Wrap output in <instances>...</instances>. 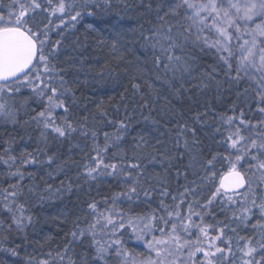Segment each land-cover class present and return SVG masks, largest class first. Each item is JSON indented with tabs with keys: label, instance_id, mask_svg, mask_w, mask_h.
<instances>
[{
	"label": "snow or ice",
	"instance_id": "obj_1",
	"mask_svg": "<svg viewBox=\"0 0 264 264\" xmlns=\"http://www.w3.org/2000/svg\"><path fill=\"white\" fill-rule=\"evenodd\" d=\"M46 5L42 0H9L6 10H0V121L13 126L34 124L41 129L39 139L45 148L52 134L57 139L70 138L78 131L83 137L90 136L94 155L84 165L86 180L111 176L120 190L102 202L88 203L87 213L77 217L65 233L70 239L55 255L49 251L45 259L29 256L27 264H223L225 260L236 264L226 229L236 233L237 227H250L264 240V0H171L163 14L164 4L158 5L159 22L147 34L141 32L152 50L155 81L160 85L145 81L153 94L160 96L165 86L180 92L184 88L182 81L198 71L197 53H203L212 56L214 63L211 71L205 70L202 75L218 81L222 73L237 86L249 82L242 94H255V111L260 116L253 121L243 110L238 115L235 111L220 115V126L215 131L223 151L205 154L194 130L184 122L178 124L171 148L159 139L152 143L137 133L132 137L131 156L124 146L131 117L108 120L114 131H103L101 143L95 116L93 127L88 126V116L82 117L84 123L72 116L75 91L65 78L67 69L58 67L61 42H50L53 21L49 19L42 26L34 23L39 10L59 14L60 24L55 27L60 28L65 15L72 21L93 15L95 0H80L79 8L66 0H57L55 5L53 0H46ZM132 87L139 91L141 84L136 82ZM99 115L107 114L101 111ZM144 119L148 121L149 117ZM195 120L199 122L201 115ZM150 122L159 123L154 119ZM189 131L193 132L191 139L185 135ZM4 144L0 162L9 168L7 175L17 178V183L0 188V213L10 217L6 230L14 226L23 232L33 220L20 203L24 195L22 169L45 163L51 166L55 156L38 147L36 153L45 155L46 161L33 152H22L18 157L12 154L13 138ZM174 161L183 164V168L176 169V176L182 175L187 183L182 185L183 191L172 193L166 185ZM156 164L161 165L163 174L150 169ZM225 164L227 182L222 178L217 186V166ZM56 168L62 170L63 165L57 164ZM189 175L196 179L189 180ZM49 176L53 173L49 172ZM51 189L52 185L46 184V190ZM154 197L158 198L155 207ZM141 204L150 210L137 212ZM217 204L221 212H231L229 219L238 222L236 227L215 218ZM126 229L143 243L146 251L133 253L126 246ZM225 244L227 249L222 246ZM77 248L81 250L77 252ZM3 250L18 255L16 249ZM237 251L241 253L240 264H264V243L257 249L248 240Z\"/></svg>",
	"mask_w": 264,
	"mask_h": 264
},
{
	"label": "trees",
	"instance_id": "obj_2",
	"mask_svg": "<svg viewBox=\"0 0 264 264\" xmlns=\"http://www.w3.org/2000/svg\"><path fill=\"white\" fill-rule=\"evenodd\" d=\"M169 2L171 0H95L96 6L91 7L93 15H84L77 21H72L65 15L64 24L60 28L55 27L60 24L59 14L53 16L37 10L38 15L34 21L41 26L47 24L49 19L53 21L50 26V42H61L58 67L67 69L65 78L75 91L76 104L72 107V116L78 123H84L82 117L88 116V126L93 127L92 117L95 116V127L101 132L99 141L102 143V132L114 131V126L108 124V120L118 121L126 116L131 117V126L124 142L129 156L132 155V137L137 133L145 135L152 143L159 139L164 142V146L171 148L178 124L184 122L194 130L205 154L223 151L217 142L218 134L215 131L220 126V115H232L233 111L238 115L243 110L253 121L260 116L255 111V94L251 91L242 94L249 82L245 81L237 86L229 83L222 73L218 81L217 78L202 75L205 70L210 72L214 63L212 56L203 53H197L198 71L194 73V77H186L182 81L184 88L180 92L169 90L165 86L160 96L153 94L148 83H155L157 87L160 85L155 81L152 50L145 44L141 32L147 34L159 22L157 7L164 4L161 10L163 14ZM42 3L46 5V0H42ZM56 3L57 0H53V5ZM66 3H74L79 8L80 0H66ZM8 4L9 0H0V10H6ZM166 19L176 22L172 17ZM70 65L75 67L70 68ZM75 68L81 70L76 71ZM136 82L141 84L139 91L132 87ZM145 104L147 107H143ZM97 105H100L99 109ZM101 111L107 115L101 117ZM198 114L201 115L199 122L195 120ZM60 115H63L62 110ZM146 116L149 117L148 121L144 119ZM153 119L159 123L152 124L150 121ZM40 131L34 124L13 126L0 121V154L6 147L4 141L13 138V155L19 157L22 152H33L46 161L45 155L36 153L38 147L45 148V144L39 139ZM185 135L191 139L193 132H186ZM45 151L48 155L55 156L53 165H28L22 169L25 177L20 183L24 195L20 198V203L25 205V214L32 217V224L23 232L16 230L14 226L11 230H6V226L11 223L10 217L7 213H0V224L4 225L0 227V264H27L29 256L45 259L49 251L55 255L66 240L70 239L65 233L72 228L77 217L82 218L87 213L88 203L93 200L102 202L105 197L120 190L119 183L111 176H101L94 181L86 180L84 165L94 155L90 136L83 137L78 131L70 138L57 139L52 134L48 137ZM57 164L63 165V169L57 170ZM173 165L169 169L166 186L170 192L175 193L178 189L183 191L182 185L187 181L182 175L179 178L176 176V169L183 168V164L174 161ZM150 169L163 174L160 164L150 165ZM11 170L14 171L15 168ZM8 172L9 168L0 162V188L17 183V178L8 176ZM49 172L53 176L50 177ZM217 173L215 183L218 186L227 173V165H218ZM192 179L196 177L189 175V180ZM46 184L52 185L51 191L46 190ZM159 187L157 185L158 189ZM30 188L33 192H29ZM57 188L60 191H56ZM41 196L44 198L41 199ZM157 204L158 198L154 197L152 206ZM141 210L150 209L141 204L136 211ZM214 214L217 220L237 226L238 222L229 219L231 212H221L219 204L214 209ZM205 219L214 222L211 217ZM126 232L124 241L133 253L146 251L143 243L137 241L130 230L126 229ZM225 236L231 238L236 264H240L241 253L237 251L240 246L251 240L252 245L259 249L260 244L264 243L259 233L250 227H237L236 233L226 229ZM216 243L220 244V241ZM222 246L226 249L228 247L227 244ZM3 249H16L18 255L13 256ZM80 250L77 248V252ZM225 255H228L227 251ZM259 255L258 251L257 259ZM223 264H228V260Z\"/></svg>",
	"mask_w": 264,
	"mask_h": 264
},
{
	"label": "water",
	"instance_id": "obj_3",
	"mask_svg": "<svg viewBox=\"0 0 264 264\" xmlns=\"http://www.w3.org/2000/svg\"><path fill=\"white\" fill-rule=\"evenodd\" d=\"M223 179H225V182H227L226 175L223 177Z\"/></svg>",
	"mask_w": 264,
	"mask_h": 264
},
{
	"label": "rangeland",
	"instance_id": "obj_4",
	"mask_svg": "<svg viewBox=\"0 0 264 264\" xmlns=\"http://www.w3.org/2000/svg\"><path fill=\"white\" fill-rule=\"evenodd\" d=\"M255 87V85H253Z\"/></svg>",
	"mask_w": 264,
	"mask_h": 264
}]
</instances>
